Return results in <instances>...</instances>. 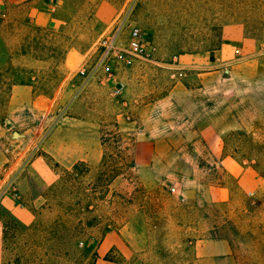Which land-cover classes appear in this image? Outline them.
Wrapping results in <instances>:
<instances>
[{"label":"rangeland","instance_id":"1","mask_svg":"<svg viewBox=\"0 0 264 264\" xmlns=\"http://www.w3.org/2000/svg\"><path fill=\"white\" fill-rule=\"evenodd\" d=\"M53 1L56 26L34 24L27 2L0 16V182L17 189L62 129L98 150L92 167L118 151L135 167L110 185L111 205L68 212L75 164L46 157L55 182L27 181L19 200L32 224L0 200V264H92L108 225L103 264H264V0ZM118 27L122 58L86 82ZM68 220L85 223L83 255L66 249ZM112 241L124 252L105 253Z\"/></svg>","mask_w":264,"mask_h":264},{"label":"crops","instance_id":"2","mask_svg":"<svg viewBox=\"0 0 264 264\" xmlns=\"http://www.w3.org/2000/svg\"><path fill=\"white\" fill-rule=\"evenodd\" d=\"M51 1L52 0H0V16H4L6 14L10 5L14 6L27 2L30 6V15L34 24L45 27L56 26L61 22L60 5L55 1ZM62 130L63 132L65 130L68 136L61 137V139L58 140L54 135L52 140L50 139L47 141L46 145L43 146L45 156L42 154L37 157L24 170V173L18 177V199L5 197L1 200L3 206L10 213V215L24 225H30L34 220L32 212L21 204V201H19L22 196L26 194L25 183H27V181H31L36 186L48 187L56 180V173L45 162L46 157L52 158L56 163L68 168L80 161L90 163L91 160H95V157L97 156L98 150L96 148L91 150V144L88 142L85 143L82 138H79L81 136L79 131L73 129ZM75 133L77 135L76 140L72 137ZM109 238V234H107L98 246L96 251L98 258L95 264L104 263L101 259L103 256L101 255V249L105 246V243ZM113 248L118 251L120 250V252H124L118 241H112L106 247L105 253Z\"/></svg>","mask_w":264,"mask_h":264},{"label":"trees","instance_id":"3","mask_svg":"<svg viewBox=\"0 0 264 264\" xmlns=\"http://www.w3.org/2000/svg\"><path fill=\"white\" fill-rule=\"evenodd\" d=\"M108 134L107 136H109ZM106 135L101 136V145L105 146V142L109 139H105ZM119 135H111L110 138L116 141V144L120 142ZM117 149L119 148V145H117ZM127 157L124 155L123 152L118 151L116 154H108L104 152L101 161L99 164L95 167H92L87 162H77L71 172L66 173V182L70 181V187H69V194L75 193L77 196V204L76 206H67L68 212H72V207L76 210L80 207H83V203L86 204V210H89L91 207L90 212H94L95 209L97 210V207H100V203H106L107 205L112 204V200L108 199V193H109V187L113 183L114 180L117 178H124V175L126 174L124 170L134 168L135 163L133 160L129 161V163L126 161ZM81 176L83 178H86L87 176L90 178L89 182L86 181H79L78 177ZM60 190V188H59ZM58 190V191H59ZM105 190V191H104ZM50 192L55 193L57 192V187L53 186L50 188ZM123 200H125L124 197ZM31 211V210H30ZM32 212V211H31ZM97 225L100 222L99 217H95L92 219V222H96ZM85 223L80 220L78 222V226L74 224V222H65L64 226V233H65V242H66V249L68 252H71L76 254L77 256L84 254V247L83 244L80 241V235H83L85 233ZM110 231V226H106L104 232L102 233V238L97 241L95 244L96 247L100 244V241L103 240L106 234H108ZM89 241H94L93 236H90ZM114 249V248H113ZM122 261L126 263V259H124L120 255ZM96 258H98L97 253H94V261L92 264H95ZM108 263L111 264H120V261L106 259L105 260ZM83 264V262L81 263Z\"/></svg>","mask_w":264,"mask_h":264},{"label":"built area","instance_id":"4","mask_svg":"<svg viewBox=\"0 0 264 264\" xmlns=\"http://www.w3.org/2000/svg\"><path fill=\"white\" fill-rule=\"evenodd\" d=\"M121 27L115 29L108 36L104 37L98 45V54L99 58L94 67L87 71L82 69L80 71V75L85 79L86 82L95 78L99 73L100 69H103L105 73H107L108 77H110V66L111 62L115 59H121L122 54L120 49L116 46L117 39L120 35ZM140 34L138 29L134 28L130 31V43L129 48L131 50L137 51L140 49ZM121 89L115 91V93H119ZM251 194V193H249ZM4 197H11L13 199H18V190L15 186V176H12L8 181L4 183L0 182V200Z\"/></svg>","mask_w":264,"mask_h":264}]
</instances>
